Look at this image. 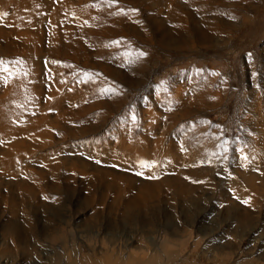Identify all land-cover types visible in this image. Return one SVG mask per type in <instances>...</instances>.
Here are the masks:
<instances>
[{"label": "rangeland", "instance_id": "obj_1", "mask_svg": "<svg viewBox=\"0 0 264 264\" xmlns=\"http://www.w3.org/2000/svg\"><path fill=\"white\" fill-rule=\"evenodd\" d=\"M0 264H264V0H0Z\"/></svg>", "mask_w": 264, "mask_h": 264}, {"label": "snow or ice", "instance_id": "obj_2", "mask_svg": "<svg viewBox=\"0 0 264 264\" xmlns=\"http://www.w3.org/2000/svg\"><path fill=\"white\" fill-rule=\"evenodd\" d=\"M0 63H2V62H0Z\"/></svg>", "mask_w": 264, "mask_h": 264}]
</instances>
